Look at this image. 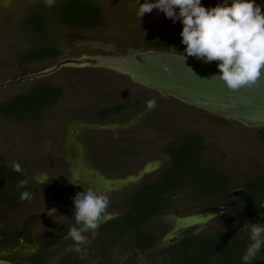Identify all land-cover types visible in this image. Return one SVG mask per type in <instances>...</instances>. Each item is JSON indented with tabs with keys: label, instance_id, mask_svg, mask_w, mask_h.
I'll use <instances>...</instances> for the list:
<instances>
[{
	"label": "rangeland",
	"instance_id": "rangeland-1",
	"mask_svg": "<svg viewBox=\"0 0 264 264\" xmlns=\"http://www.w3.org/2000/svg\"><path fill=\"white\" fill-rule=\"evenodd\" d=\"M94 1L106 12L102 27L84 30L53 24L44 36L30 37L23 34L20 23L33 7L45 4L44 0H0V83L50 68L65 58L131 56L153 50L150 42L157 38L181 41L182 25L162 12L153 9L138 19L135 7L143 0ZM201 3L208 8L219 0ZM256 3L264 11V0ZM43 43L55 45L60 56L27 64L20 61ZM40 85L63 90L44 117L18 121L0 115V164L10 169L15 162L28 168L25 184L35 192L15 210L9 203L0 204V238L33 234L39 242L45 241L49 260L44 264L75 257L76 264H169L166 252L186 234L225 229L217 217L198 222L190 218L217 207L230 211L243 201L248 184L264 176V129L247 128L172 97L163 98L105 69L66 67L42 79L10 85L0 89V105ZM153 98L156 106L146 110V101ZM125 104L127 109L106 120L97 117L107 107ZM190 135L200 136L206 147L203 164L218 165L231 180L235 201L216 205L208 199L194 200L189 195L194 188L173 193L168 211L144 226L157 238L149 250L136 249L120 232L114 236V246L110 245L106 223L124 215V201L136 189L161 179L170 160L165 149ZM0 183L14 193L9 182L0 178ZM84 187L105 193L109 205L95 230L82 228L87 239L77 253L70 250L73 242L67 232L74 226L73 197Z\"/></svg>",
	"mask_w": 264,
	"mask_h": 264
},
{
	"label": "trees",
	"instance_id": "trees-1",
	"mask_svg": "<svg viewBox=\"0 0 264 264\" xmlns=\"http://www.w3.org/2000/svg\"><path fill=\"white\" fill-rule=\"evenodd\" d=\"M106 22L104 8L94 0H55L51 7L37 4L22 19L20 29L26 36H44L53 24L70 28L91 30L102 27ZM176 49L173 52L172 48ZM150 48L156 51L183 53L184 45L179 42L157 38L150 42ZM149 48V49H150ZM60 52L55 45L43 43L37 48L21 56L22 63L39 62L57 58ZM63 90L49 85L37 86L25 93L19 94L0 105V115L12 120H40L44 112L54 105L62 96ZM128 108V105H114L105 108L97 114L99 120H106ZM206 147L200 136L183 137L176 144L165 149L169 156V165L162 172L161 179L140 186L124 201L126 212L106 223L104 226L111 231L109 244L114 246L117 232L129 239V244L141 252L149 250L157 238L144 226L171 207L169 197L173 193H189L194 200L208 199L216 205L232 204L235 195L232 192L231 180L223 174L218 165L203 164L202 152ZM21 171L7 169L0 164V178L9 182L14 189L10 193L0 183V204H11V210L18 208L21 202L20 191H28L30 197L34 190L24 184L17 187L20 180L26 181L28 168L20 167ZM264 176L256 177L247 187L243 201L230 211L217 217L225 229L217 233H202L199 235L186 234L173 249L166 252L169 264H241V254L248 243V225L264 223ZM121 239V238H119ZM104 248L105 238L102 240ZM107 242V241H106ZM113 248V247H112ZM264 249L261 251L263 253ZM258 254L252 264H264V254ZM77 257L60 264H76ZM78 264V263H77Z\"/></svg>",
	"mask_w": 264,
	"mask_h": 264
},
{
	"label": "clouds",
	"instance_id": "clouds-1",
	"mask_svg": "<svg viewBox=\"0 0 264 264\" xmlns=\"http://www.w3.org/2000/svg\"><path fill=\"white\" fill-rule=\"evenodd\" d=\"M44 3L51 7L53 0H44ZM153 9L162 12L173 23L180 22L183 53L204 63L217 61L218 74L212 78L221 80L229 90L251 86L260 78L264 68V11L256 0H219L208 8L201 0H143L135 7V12L139 19ZM171 48L176 52L174 47ZM179 57L183 59L182 53ZM155 106L154 98L145 103L146 110ZM12 170L21 171L15 162ZM24 184L25 181L20 180L17 187ZM25 198H30V193L20 191L19 199ZM108 205V196L92 188L84 187L74 195V226L67 232V238L73 242L71 251H82L81 245L87 239L82 228L95 230ZM260 206L264 207V204ZM262 249L264 223L249 224L248 243L241 254V264H252ZM0 264H7V261L0 260Z\"/></svg>",
	"mask_w": 264,
	"mask_h": 264
},
{
	"label": "water",
	"instance_id": "water-1",
	"mask_svg": "<svg viewBox=\"0 0 264 264\" xmlns=\"http://www.w3.org/2000/svg\"><path fill=\"white\" fill-rule=\"evenodd\" d=\"M182 55L183 59L179 57L180 54L147 50L131 56L65 58L50 68L29 73L15 81L1 82L0 89L42 79L66 67L101 68L126 76L133 83L155 91L163 98L172 97L184 105L237 122L247 128H264V68L261 69V76L255 84L233 91L218 78H212L214 74H218L217 61L204 63L186 53ZM228 211V207H217L192 217L189 221L213 219ZM25 248V252L34 253L38 246ZM7 255L8 252L0 253V256Z\"/></svg>",
	"mask_w": 264,
	"mask_h": 264
},
{
	"label": "flooded vegetation",
	"instance_id": "flooded-vegetation-1",
	"mask_svg": "<svg viewBox=\"0 0 264 264\" xmlns=\"http://www.w3.org/2000/svg\"><path fill=\"white\" fill-rule=\"evenodd\" d=\"M60 233L64 234L62 230ZM47 238L51 239V237H47ZM42 244H44L45 247H42L43 246ZM46 244L47 243L43 240L39 242V240H37L33 236V234H28V235L8 234L7 236L0 238V253L8 252L7 256H0V260H5L7 262H10L11 264H44L45 261L49 260ZM35 245H37L38 248L34 253L25 252L26 246H35Z\"/></svg>",
	"mask_w": 264,
	"mask_h": 264
}]
</instances>
